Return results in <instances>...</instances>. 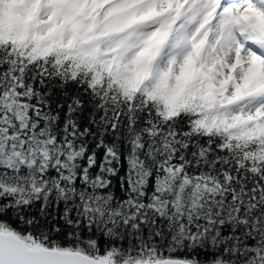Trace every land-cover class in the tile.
Returning <instances> with one entry per match:
<instances>
[{
	"label": "snow or ice",
	"instance_id": "6c2138e0",
	"mask_svg": "<svg viewBox=\"0 0 264 264\" xmlns=\"http://www.w3.org/2000/svg\"><path fill=\"white\" fill-rule=\"evenodd\" d=\"M0 264H264V0H0Z\"/></svg>",
	"mask_w": 264,
	"mask_h": 264
}]
</instances>
